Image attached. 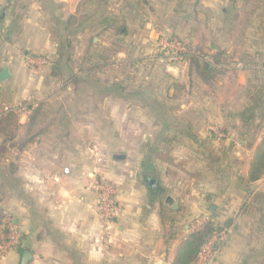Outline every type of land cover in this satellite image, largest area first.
I'll return each instance as SVG.
<instances>
[{
	"label": "crops",
	"instance_id": "1",
	"mask_svg": "<svg viewBox=\"0 0 264 264\" xmlns=\"http://www.w3.org/2000/svg\"><path fill=\"white\" fill-rule=\"evenodd\" d=\"M82 1L0 0V73L8 68L11 75L0 82V213L19 225L21 247L32 254L29 264H176L194 219L208 214L223 227L214 264H264V178H248L258 144L246 151L238 181L214 172L216 179L206 184L213 165L203 162L191 164L200 179L189 181L187 163L155 157L172 137L184 140L186 151L204 155L207 141L217 142L206 128L212 121L229 131L228 147L238 131L248 135V92L255 76L264 78V0H256L258 12L251 0H90L96 5L85 4L78 18ZM243 14L252 22L242 24ZM125 24L136 28L139 40V51L128 59L104 49L94 53L90 46L75 50L76 40L86 41L98 29L123 37ZM161 37L222 52L221 75L207 84L189 64H167L157 43ZM239 37L249 43L246 48L237 47ZM56 41L66 44L62 57ZM77 54H83V67L65 63ZM39 56L58 59V65L27 68L24 57ZM143 59L166 63L159 81L129 85L104 77L109 65L118 75L127 60ZM35 97L57 110L40 117L43 128L35 135L22 114L13 130L5 109ZM177 98L176 116L170 108ZM166 121L174 127L164 126ZM94 171L118 191L112 246L104 243L103 224L92 211ZM0 264H20L18 251Z\"/></svg>",
	"mask_w": 264,
	"mask_h": 264
},
{
	"label": "rangeland",
	"instance_id": "2",
	"mask_svg": "<svg viewBox=\"0 0 264 264\" xmlns=\"http://www.w3.org/2000/svg\"><path fill=\"white\" fill-rule=\"evenodd\" d=\"M252 4L254 7L253 9L258 12V8L255 7V2H257L256 0H251ZM93 2V1H92ZM90 0H83L82 2H80V7L78 8V18L82 17L83 18V14H81L82 12H84L85 9V4H89L91 6H95L94 3H92ZM91 3V4H90ZM250 13V11H248ZM93 13V12H92ZM241 23H250L252 22L251 19H248V17H246L247 15L243 14L241 15ZM246 17V18H245ZM79 19V20H82ZM77 20V21H79ZM76 21V22H77ZM71 29V28H70ZM121 29H124V36H119L118 35H123V34H118L115 35L113 33H111V31H105V30H100L98 29L97 31L93 32L91 35V38L89 39V37L82 40H76L75 43V50L78 52L84 51L85 49H90L92 52L94 51H102L103 49L105 51H107L108 53H111V55L113 57H117V54L120 53H125L126 55L124 56L125 59H128L129 56L131 55H135L137 54V51H139V49L137 48V44L139 40H136L135 38V32H136V28L132 25H127L125 24ZM239 29V27H238ZM100 30V31H99ZM240 30V29H239ZM239 36H241L239 34ZM93 37H99L98 41L96 43H93L92 39ZM177 39V38H176ZM238 42V46L239 49H244L246 48L247 45H249V43L246 44H242L240 37L239 39H237ZM56 45H57V49H61L60 48L62 45L60 44L59 41H56ZM158 43V40H157ZM188 43V42H187ZM245 43V42H244ZM189 44V43H188ZM201 44V43H200ZM199 44V47H203ZM66 47V46H65ZM160 50V49H159ZM97 53V52H94ZM41 56H39L37 60H40L42 58H40ZM31 59V57H24V61L26 62L25 65L27 66V68L31 69V70H36L38 69L41 65L39 64H35V62L29 61V59ZM48 62L47 66H51L52 64H58V59H53L50 56L45 58ZM109 60V58H107ZM29 62H28V61ZM34 60V59H33ZM65 60H67L65 63H67V65H73L74 66H79V67H83L84 66V58H83V54L80 56L79 54H77V58L75 60L73 59H69L66 58ZM113 61V59H112ZM73 62V63H72ZM261 62V61H260ZM257 62V65L260 63ZM167 63V62H166ZM166 63L163 62L162 64L160 63H156V62H147L145 59L143 60H139V61H132V60H127V62L123 63L122 65V73L123 75H120V69L118 71V75L114 74L111 72V67L110 65L108 66L107 73L104 75L106 80L109 81H124V83H128L129 85L131 84V82L135 81L137 83H144V82H148L150 81V79H152L154 77V80L159 81L160 78L162 77V70L163 68H167ZM60 64V62H59ZM250 66H254L253 63H249ZM256 64V63H255ZM155 74H157L155 76ZM116 78V80H115ZM148 78V79H146ZM253 84L254 85H264V78L262 76H255L253 78ZM199 92V91H198ZM180 94V93H179ZM193 95V94H192ZM191 95V96H192ZM198 96H201V94L199 93ZM65 98L67 97V95L64 96ZM195 97V96H193ZM180 99V98H179ZM23 103V102H22ZM178 102V98H177V102H175V104H173V106H171V114H175L176 116L179 115V107L177 106ZM43 101L39 100V98H31L29 100H27L26 105L30 106L31 108V112L27 115V118L29 120V128H31V135H35L37 131H40L43 128V123L40 120V117L42 115H47V114H51L54 113L57 110V107L54 106H50L49 108L46 109L45 103L43 104ZM10 107V105H8ZM14 108L13 105L12 107H10L9 109ZM44 109V111H43ZM45 111H47L45 113ZM262 110H259V108H257L256 110H254L253 113L251 112H247L246 114H248V116H250L249 121H245V127L248 135L245 137H240V131H238L236 133V136L232 139L233 140V147H228V142L226 136L223 138H216L217 142H214L213 139L212 141H207V143L205 144V146H203V149L205 151L204 155H202L199 150H195L194 148L191 150H187L184 149V140L183 142L179 141V139H174V137L172 138H167L165 140V143H163L161 146V151L158 152L155 157L157 158L156 160H159L160 162L163 163H170L173 160L177 161V165L179 166L180 162H185L188 165V175H187V179L189 181H196L197 177L200 179V176H198V174H200V172H198V168H193V166H191V164L195 163L197 165L200 164L201 162L206 163L207 165L209 164V166H211L213 173L216 172V174H220L221 173H225V177L228 179H234L235 181H238V179H241L242 173H243V165L242 160L245 159L244 155H247L246 151L250 150L252 148H254V146L256 144H260L262 137L264 135V111L263 114L261 113ZM262 114V115H260ZM38 115V119L35 120V117ZM263 116V118H262ZM208 121V120H207ZM174 121H166L165 123H163L164 126H170V127H174ZM18 125V124H17ZM17 125L12 124V129L16 130L17 129ZM32 125V127H31ZM19 128V127H18ZM206 128L207 131L209 132V134H211V132L213 130L218 131L219 133H224V131H227L226 128H224V126H222L220 123H217L216 121H212V122H208L206 123ZM239 128H241V126H239ZM36 131V132H35ZM225 134V133H224ZM230 136L229 131L227 132V134ZM188 140V139H186ZM243 142H245L246 144L243 145ZM215 144V145H214ZM258 147V146H257ZM256 147V148H257ZM243 148V149H241ZM239 152L241 153L240 156H236L234 155V153L232 152ZM92 156L94 157L95 161L96 158L100 157V154L95 152L92 154ZM98 156V157H96ZM254 157V155H252ZM252 157V158H253ZM217 165L223 167L220 168L218 171L216 170ZM98 170V169H96ZM96 172V171H95ZM99 173V172H97ZM215 173L208 175L207 177H204V180L206 181V184H211L213 179H216L217 175ZM99 174H97L96 177H98ZM240 175V176H239ZM102 179H104L102 177ZM105 180V179H104ZM205 181H203V183L205 184ZM201 184V183H200ZM193 187V191L194 192H198V187L199 185ZM206 216H210L209 214ZM201 217V216H200ZM200 217H196L200 218ZM223 240V239H222ZM223 241H221V245L222 246ZM219 247V248H220Z\"/></svg>",
	"mask_w": 264,
	"mask_h": 264
},
{
	"label": "built area",
	"instance_id": "3",
	"mask_svg": "<svg viewBox=\"0 0 264 264\" xmlns=\"http://www.w3.org/2000/svg\"><path fill=\"white\" fill-rule=\"evenodd\" d=\"M158 47L162 52L167 64L171 66L187 65L191 55H195L201 61H211L210 53L193 52V50L189 47V44L182 40L161 37L158 39ZM28 59L29 61L35 62V64H48L45 58L37 61L34 58H31L32 60H30V58ZM5 112H15L17 114L27 116L31 112V108L30 106L20 103L12 109L6 108ZM211 133L215 136V138L225 137L224 133H219L215 130H213ZM96 162L100 164V162H102V158H96ZM69 172V168H65L63 170L64 174H69ZM96 174L97 172L94 171V175L91 177V182L89 183V189L96 196L95 202L92 206V211L103 224L104 243L106 246H112L116 241L115 220L120 215L117 205L118 191L116 185L108 180L96 177ZM209 220L210 216H202L200 218L194 219L192 230L198 229L203 223ZM2 226L7 232V238L4 242H0V259L11 251H17L21 247L22 243V232L20 227L14 221L13 217H11V215L8 213L3 212ZM221 241V236L216 235L207 244H205L199 253L196 264H214L216 254L221 245Z\"/></svg>",
	"mask_w": 264,
	"mask_h": 264
},
{
	"label": "trees",
	"instance_id": "4",
	"mask_svg": "<svg viewBox=\"0 0 264 264\" xmlns=\"http://www.w3.org/2000/svg\"><path fill=\"white\" fill-rule=\"evenodd\" d=\"M62 44L63 45L60 48H62L63 50L66 44L65 43ZM189 47L193 50V52H199V53L206 52L202 47L192 46V45H189ZM62 50L61 49L59 50L60 57H62ZM222 55H223L222 52L210 54L211 61L208 62L201 61L195 55H191L188 63L191 68V72L195 73L203 83L210 84L211 82L216 81L217 78L222 73V70L219 67L221 66ZM97 60L99 59L95 58L94 61L92 62H95ZM105 61L108 62V59H106ZM94 64H92L93 67ZM97 64L95 65V67L97 66ZM248 99L249 102L251 103V106L247 108L246 112L253 113L254 110L259 108V110H262L261 113L263 114L264 85L251 84L248 92ZM22 104L26 105V102H23ZM7 113H8L7 118H9L10 125L12 124L16 125L17 121L15 122V119L18 116L17 113L15 112H7ZM247 117L249 121L250 116ZM248 178L251 182H257L262 178H264V135L262 137L260 144L255 150L254 157L250 164ZM2 215L3 212L0 213V242H4L7 238V232L2 226ZM222 232H223V227L220 226L215 221L214 217L210 216V220L203 223L198 229L192 230V233L187 239V241H185L182 244L179 251V255L176 260V264H196L198 261L199 253L201 252L203 246L207 244L214 236L220 235Z\"/></svg>",
	"mask_w": 264,
	"mask_h": 264
},
{
	"label": "water",
	"instance_id": "5",
	"mask_svg": "<svg viewBox=\"0 0 264 264\" xmlns=\"http://www.w3.org/2000/svg\"><path fill=\"white\" fill-rule=\"evenodd\" d=\"M11 77L9 73V69L5 68L1 73H0V82H4L7 79ZM121 159V157H119ZM156 180L152 179L149 181V185L152 188L156 187ZM18 254L20 256V264H29L32 260V254L30 251L26 250L25 248L20 247L18 250Z\"/></svg>",
	"mask_w": 264,
	"mask_h": 264
}]
</instances>
